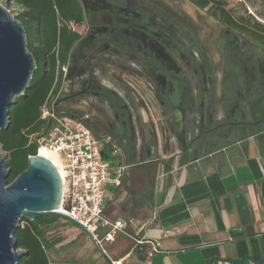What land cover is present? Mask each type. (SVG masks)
I'll use <instances>...</instances> for the list:
<instances>
[{"label": "flooded vegetation", "instance_id": "af4514ba", "mask_svg": "<svg viewBox=\"0 0 264 264\" xmlns=\"http://www.w3.org/2000/svg\"><path fill=\"white\" fill-rule=\"evenodd\" d=\"M75 1V36L56 47L65 54L56 109L83 117L121 158L146 163L158 139L174 140L192 163L264 127L263 24L222 0Z\"/></svg>", "mask_w": 264, "mask_h": 264}, {"label": "crops", "instance_id": "0c3cea01", "mask_svg": "<svg viewBox=\"0 0 264 264\" xmlns=\"http://www.w3.org/2000/svg\"><path fill=\"white\" fill-rule=\"evenodd\" d=\"M163 149L146 163L118 160L128 167L104 216L125 232L100 242L98 264H264V127L192 163L174 140ZM147 240L160 252L148 257Z\"/></svg>", "mask_w": 264, "mask_h": 264}, {"label": "built area", "instance_id": "2783aa9c", "mask_svg": "<svg viewBox=\"0 0 264 264\" xmlns=\"http://www.w3.org/2000/svg\"><path fill=\"white\" fill-rule=\"evenodd\" d=\"M68 28L74 29V24L69 23ZM64 77L65 67L57 64L52 87L40 107L41 128L27 135L28 142L36 145L35 154L49 153L59 171L62 195L58 211L93 241H111L125 230L123 222L105 218V204L122 186L128 165L118 161L121 156L111 139L94 133L83 117L58 112L56 101ZM108 187L112 192L108 193ZM103 228L106 231L100 237L98 231ZM146 242L150 245L148 257L160 252L159 242Z\"/></svg>", "mask_w": 264, "mask_h": 264}, {"label": "trees", "instance_id": "16d2710c", "mask_svg": "<svg viewBox=\"0 0 264 264\" xmlns=\"http://www.w3.org/2000/svg\"><path fill=\"white\" fill-rule=\"evenodd\" d=\"M9 1L22 8L14 18L23 25L26 47L33 56L36 68L29 81V90L9 110L8 127L0 130L1 150L5 153L4 164L10 168L8 182L27 167L28 155L36 152V145L28 142L27 135L41 128L40 107L52 87L57 62L62 64L65 61L64 52L58 54L56 47L67 48L75 35L66 23L78 20L75 0ZM193 1L200 6L208 2ZM64 32L73 35H67L64 39ZM55 219L53 216H39L31 221L21 218L23 224L14 230L13 236L17 241L15 249H24L26 253L18 264H51L48 250L54 244L44 238L40 226Z\"/></svg>", "mask_w": 264, "mask_h": 264}, {"label": "water", "instance_id": "95a60500", "mask_svg": "<svg viewBox=\"0 0 264 264\" xmlns=\"http://www.w3.org/2000/svg\"><path fill=\"white\" fill-rule=\"evenodd\" d=\"M35 68L33 56L26 47L22 23L0 5V130L10 123V108L29 90ZM163 148L164 142L158 139L156 154L163 152ZM194 148L195 145H188L185 152L189 154ZM4 160L0 152V264H18L26 252L15 249L17 241L13 232L20 227L22 217L29 221L39 216L69 217L58 211L62 183L50 159L41 154L28 156L27 167L10 182V168L5 166ZM93 242L105 255L100 243Z\"/></svg>", "mask_w": 264, "mask_h": 264}, {"label": "rangeland", "instance_id": "374dc122", "mask_svg": "<svg viewBox=\"0 0 264 264\" xmlns=\"http://www.w3.org/2000/svg\"><path fill=\"white\" fill-rule=\"evenodd\" d=\"M222 1L231 6L235 12H243L264 25V0ZM0 5L6 8L13 17L22 11L20 6L9 0H0ZM0 152L5 155L2 150ZM53 217L56 219L40 226L44 238L54 244L48 250L51 264H98L100 257L106 260L90 235L81 227L63 217ZM19 223L23 224L21 220Z\"/></svg>", "mask_w": 264, "mask_h": 264}, {"label": "bare ground", "instance_id": "6f19581e", "mask_svg": "<svg viewBox=\"0 0 264 264\" xmlns=\"http://www.w3.org/2000/svg\"><path fill=\"white\" fill-rule=\"evenodd\" d=\"M40 154L43 155V156H45V157H47L51 161H53V159H52V157H51V155L49 153H47L45 151H40ZM53 163H54V161H53Z\"/></svg>", "mask_w": 264, "mask_h": 264}]
</instances>
